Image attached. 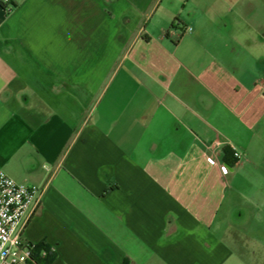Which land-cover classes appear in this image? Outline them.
<instances>
[{
  "label": "crops",
  "instance_id": "crops-1",
  "mask_svg": "<svg viewBox=\"0 0 264 264\" xmlns=\"http://www.w3.org/2000/svg\"><path fill=\"white\" fill-rule=\"evenodd\" d=\"M9 5L0 170L43 190L21 239L50 264H244L264 243V0Z\"/></svg>",
  "mask_w": 264,
  "mask_h": 264
},
{
  "label": "built area",
  "instance_id": "built-area-1",
  "mask_svg": "<svg viewBox=\"0 0 264 264\" xmlns=\"http://www.w3.org/2000/svg\"><path fill=\"white\" fill-rule=\"evenodd\" d=\"M6 9H10L9 0H2ZM264 89V82L262 83ZM238 156V153H234ZM211 163L215 159L210 157ZM224 172L225 167L220 165ZM42 188L16 182L0 170V264H24L35 261L32 252L34 243L23 241L21 231L24 220L35 209L42 196ZM45 250L40 251L41 255Z\"/></svg>",
  "mask_w": 264,
  "mask_h": 264
},
{
  "label": "rangeland",
  "instance_id": "rangeland-1",
  "mask_svg": "<svg viewBox=\"0 0 264 264\" xmlns=\"http://www.w3.org/2000/svg\"><path fill=\"white\" fill-rule=\"evenodd\" d=\"M253 224L255 234H260L264 237V209L261 211L259 210V212L256 213ZM255 244V242L247 243L241 248V252H243L244 264H260L258 262L260 260L257 258V254L255 255V251L258 253L261 252L264 249V243L260 244L258 247L255 246Z\"/></svg>",
  "mask_w": 264,
  "mask_h": 264
},
{
  "label": "trees",
  "instance_id": "trees-1",
  "mask_svg": "<svg viewBox=\"0 0 264 264\" xmlns=\"http://www.w3.org/2000/svg\"><path fill=\"white\" fill-rule=\"evenodd\" d=\"M33 245L34 248H33L32 256L34 260L40 264H50L54 259V252L44 242H39ZM42 249L46 251L44 255H41L40 253Z\"/></svg>",
  "mask_w": 264,
  "mask_h": 264
}]
</instances>
